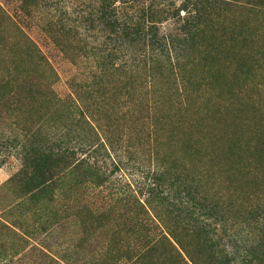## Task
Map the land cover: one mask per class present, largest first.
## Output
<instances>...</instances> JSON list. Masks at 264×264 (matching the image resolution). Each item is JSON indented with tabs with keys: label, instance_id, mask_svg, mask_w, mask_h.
<instances>
[{
	"label": "trees",
	"instance_id": "16d2710c",
	"mask_svg": "<svg viewBox=\"0 0 264 264\" xmlns=\"http://www.w3.org/2000/svg\"><path fill=\"white\" fill-rule=\"evenodd\" d=\"M21 2L27 14L33 13L31 7L45 11L48 19L44 29L53 40L82 52L95 67L88 73L87 84L78 85L83 93L79 97L81 111L73 120L77 126L46 133L40 124L27 141L12 139L5 144L22 150V169L15 178L22 192L29 199L44 201V205L54 204L56 192L68 185L73 173L83 175L84 184L103 193L110 176L99 156L112 154L113 146L127 130L151 135L173 115L182 123L199 122L210 129L204 127L207 118L203 116L212 118L219 97L205 80L212 66L208 60L219 51L217 34L221 33L227 42L235 39L233 36L243 42L241 27L255 24L256 31L264 28V0H68V5H60L61 0ZM52 4L55 7H50ZM0 15L10 28L14 25L12 29L19 34L16 45L26 58L49 73L43 77L49 82L54 72L43 52L1 8ZM235 16L246 19V24L237 25L232 20ZM9 73L13 75L0 82V100L12 95L15 74L16 78L30 79L26 71ZM24 83L34 86L30 80ZM203 83L205 88H201ZM28 94L33 99V94ZM65 103L74 108L72 103ZM121 107L127 108L123 115L136 116L130 121L133 125L123 124ZM31 112L28 108V116ZM96 114L104 120H93ZM200 114L203 118L198 119ZM162 172L169 186L176 185L182 192L181 198L154 195L149 211L138 203L140 211L135 216L143 212L141 219L147 224L151 213L158 225L156 231L148 224L154 238L146 235L131 244L110 243L109 261L103 259V264L121 259L143 264L158 250L167 264H264V197L233 207V201L221 190L219 177L208 165H200L195 174L185 165L183 175L178 177L169 169ZM118 196L110 197L106 209L119 203L124 206L131 200L124 193ZM234 229H242L246 238L226 242L225 237L234 238L235 234L230 233Z\"/></svg>",
	"mask_w": 264,
	"mask_h": 264
},
{
	"label": "rangeland",
	"instance_id": "374dc122",
	"mask_svg": "<svg viewBox=\"0 0 264 264\" xmlns=\"http://www.w3.org/2000/svg\"><path fill=\"white\" fill-rule=\"evenodd\" d=\"M61 1L60 5L69 4L68 0ZM0 8L37 44L54 72L46 82L43 77L49 73L43 70L44 74L26 58V53L16 45L19 34L12 29L14 25L10 28L0 15V82L13 75L9 72L26 71L30 85H34L25 84L29 80L16 78L15 74L12 95L0 100V264H103L104 260L109 261L110 243L131 244L146 235L154 238V232H148V224L156 231L158 225L151 213L147 224L141 219L143 212L137 216L134 213L140 211L138 203L149 211L157 194L181 198L182 192L176 185L170 187L169 179L164 177L165 169L175 177L183 175L185 165L192 167L194 174L200 165H208L216 172L221 190L235 208L242 201L264 197V28L256 31L255 24L241 27L245 31L241 33L245 36L243 42L236 41V36L227 42L221 33L217 34L215 43L219 51L208 60L212 66L205 80L219 97L212 118L203 114L207 118L203 120L204 127L210 129L199 122L182 123L173 115L160 131L151 135L127 130L113 146L112 154L99 156L110 176V184L103 193H96L84 184L83 175L73 173L68 177V185L56 192L58 199L54 204L44 205L40 199L26 197L15 179L22 169V150L5 147L6 142L27 141L40 124L46 133L63 126H77L73 120L78 118L76 112L81 111L79 97L83 93L78 85L87 84L88 73L95 71V67L82 52L53 40L44 29L48 19L45 11L31 7L33 13L27 14L21 0H0ZM233 19L237 25L246 24V19L239 16ZM230 47L233 49L225 52ZM17 66L20 70H15ZM205 86L203 83L201 88ZM28 93L33 94V99ZM65 102L72 103L74 108H68ZM28 108L38 112L28 116ZM126 111V107H121L119 117L123 124L133 125L130 121L136 116L123 115ZM203 117L200 114L198 119ZM97 118L104 120L98 114L92 119ZM117 193L118 197L121 193L130 195L131 200L124 206L119 203L106 209L110 197ZM230 233L235 236L225 237L226 242L246 238L242 229ZM161 253L158 250L143 264H167L160 258ZM114 264L129 261L121 259Z\"/></svg>",
	"mask_w": 264,
	"mask_h": 264
}]
</instances>
